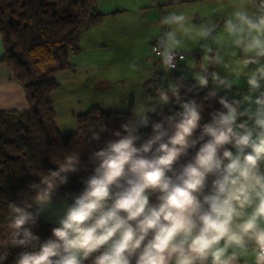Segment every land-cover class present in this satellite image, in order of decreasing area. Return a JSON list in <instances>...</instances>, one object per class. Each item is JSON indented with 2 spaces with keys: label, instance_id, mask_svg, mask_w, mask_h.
I'll use <instances>...</instances> for the list:
<instances>
[{
  "label": "clouds",
  "instance_id": "clouds-1",
  "mask_svg": "<svg viewBox=\"0 0 264 264\" xmlns=\"http://www.w3.org/2000/svg\"><path fill=\"white\" fill-rule=\"evenodd\" d=\"M231 9L222 22L199 27L170 12L153 52L167 74L195 41L204 55L189 63L196 84L188 92L207 88L203 99H215L242 78L247 91L239 99L220 96L222 108L201 124L203 104L182 101L181 82L157 88L154 103L138 102L115 139L91 153L93 171L62 205L50 238L41 241L32 229L80 170L77 151L39 175L29 185L32 195L8 202L0 264L10 247L31 249L14 264H264V0H232ZM170 102L181 111L151 122L147 113ZM149 124L141 142L139 129ZM98 127L93 141L107 130ZM190 150L194 155L179 164Z\"/></svg>",
  "mask_w": 264,
  "mask_h": 264
},
{
  "label": "trees",
  "instance_id": "trees-1",
  "mask_svg": "<svg viewBox=\"0 0 264 264\" xmlns=\"http://www.w3.org/2000/svg\"><path fill=\"white\" fill-rule=\"evenodd\" d=\"M102 20L103 14L97 10L96 0H0L3 49L0 63L23 87L26 101L25 109L0 110V224L5 222L8 202L19 204L32 195L29 185L38 182L39 175L56 169L57 162L64 155L77 151L81 160L80 170L69 174L68 183L59 187L54 198L55 201L66 197L71 203V195L83 189L82 180L93 171L94 165L89 159L91 153L115 139L112 133L122 131L121 125L133 116L130 95L125 111L113 112L93 106L77 115L74 133L62 134L55 124L51 95L60 88L56 75L71 70L69 57L79 52L81 36L100 25ZM178 81L183 85L180 89L182 101L196 99L203 104L201 124L210 121V113L222 108L218 102L220 96L239 99L219 92L217 98L205 101L203 97L209 89L197 92L194 88L188 92L187 89L196 82L177 74L171 83ZM152 82L150 79L144 83L145 98L156 96ZM167 82L164 83L166 89L169 86L165 85ZM177 111H181L179 105L170 102L161 110L147 115L151 122H160L161 112L168 116ZM101 123L107 130L100 133L99 141L91 140L93 131H99ZM93 125L96 127L90 131ZM151 131V124L139 129L141 142ZM194 151L190 150L189 156L194 155ZM56 226L39 217L32 230L44 241L51 237V229ZM28 250L31 249L10 247L8 259L3 264H14L17 255Z\"/></svg>",
  "mask_w": 264,
  "mask_h": 264
},
{
  "label": "rangeland",
  "instance_id": "rangeland-1",
  "mask_svg": "<svg viewBox=\"0 0 264 264\" xmlns=\"http://www.w3.org/2000/svg\"><path fill=\"white\" fill-rule=\"evenodd\" d=\"M204 2L200 3L202 8L199 10L196 7L197 12L203 15V19L196 21H194L193 10L185 12L180 5L162 8V18L159 17L156 9L146 11L144 14L138 13L127 23L126 31L130 32L127 34L129 37L126 38L127 43H124L123 49L119 48L117 50V59L113 60L110 58L114 56L110 53L107 56L104 54L102 60L95 61L93 58H99V55L92 56L89 54L81 59V67L72 69L75 66L72 65V71L58 75L60 80H58L56 75L60 88L51 95V99L55 113V124L58 130L62 134L74 133L76 131V116L93 106L113 112L125 111L130 95L133 103L132 112L138 102L146 106L154 103V100L150 99L153 97H144V83L149 81L153 74L156 76L155 78L153 75V82L156 81L157 83L164 80L162 76H159L160 79L157 78L156 63L158 64V70H160V63L150 51L153 40L159 38L166 30V26H162L160 21L170 12H183L189 17L191 24L199 27L201 22L208 19L222 22L225 14L232 10V0ZM195 6L196 4L192 8L194 9ZM195 44V41L188 42V51L181 52L185 59L178 61L174 77L165 85L171 84L172 79L174 80L179 73L187 79L195 81V70L190 67L189 63L195 62L197 64L199 58L200 61H198L200 63L204 55L199 45ZM192 50L200 51L199 53L195 52V55L199 56L198 58L191 53ZM99 79H106L109 82L104 88H101L99 87ZM241 81L244 82L245 80L242 78ZM153 82L152 86L156 90L158 87L154 86ZM162 87L164 88L163 84ZM221 93L230 94L224 90ZM233 96L238 97L237 93L233 94ZM162 108L158 107L157 111ZM40 217L43 218V214Z\"/></svg>",
  "mask_w": 264,
  "mask_h": 264
},
{
  "label": "crops",
  "instance_id": "crops-1",
  "mask_svg": "<svg viewBox=\"0 0 264 264\" xmlns=\"http://www.w3.org/2000/svg\"><path fill=\"white\" fill-rule=\"evenodd\" d=\"M96 2L98 12L103 14V20L100 25L90 28L81 36V39L78 43L79 52L76 54H71L69 57L70 63L75 65L72 69L81 67V59L89 54L92 56L99 55V58H93L95 61L102 60L104 54L107 56L110 53L111 55H114L110 58L113 60L117 59V50L119 48H121V50L123 49L124 43H127L126 38L129 37L127 34L130 32L126 31L127 23L133 18L134 15L138 13L144 14L146 11H152L153 9H156L158 11L159 17L162 18V10L165 7L180 5V7H183L185 12H190L193 10L194 21H196L203 19V15L197 12L196 7H198L199 10L202 8V4L200 3H205L202 0H96ZM194 4H196V6L193 9L192 6ZM196 51L197 50H192L191 53L195 55L196 53L200 52ZM2 52L3 49L0 40V56L2 55ZM195 56L196 58L199 57L198 55ZM198 60L200 61V58ZM157 70L158 64L156 63V71ZM216 70L219 71L221 75L225 74L222 69ZM67 72H70V70ZM177 72L179 73V71ZM58 75V80H60ZM153 75L151 76V79ZM99 80V87L101 88H104L107 82H109L106 79ZM246 91V81H241L240 85H235L232 91L227 93H230L231 95L237 93L238 98H240V94H243ZM219 92H223V90ZM25 108L26 101L23 87L14 80L12 72L7 67H5V65L0 63V110L10 111L22 110ZM190 157L191 156L182 157L179 164L187 163ZM179 164L177 167H179ZM150 199L152 202H155V197H151ZM64 203H68L66 197L53 201L52 211L44 212L43 218H41L47 222L57 224L56 221L51 220L57 219V216L62 211V205Z\"/></svg>",
  "mask_w": 264,
  "mask_h": 264
},
{
  "label": "built area",
  "instance_id": "built-area-1",
  "mask_svg": "<svg viewBox=\"0 0 264 264\" xmlns=\"http://www.w3.org/2000/svg\"><path fill=\"white\" fill-rule=\"evenodd\" d=\"M156 41H157V39H156L155 41H153V43H152V45H151V50H150V51H152V53H153L154 55H155V53L153 52V48H154V46H155V44H156ZM181 55H183V54L181 53ZM156 58L158 59V57H156ZM158 60H159V59H158ZM178 61H180L179 57H177V64H178ZM176 68H177V66H176ZM176 68L170 70V72H168V73L166 74V73H164V71H163L162 68L160 67V70H158V72H157V74H158L157 78L160 79L159 76H162V77L164 78V80H162V81H160V82H157V83H156V81L153 82V83H154V86H156V87L159 88V87H162V84L164 85L165 82L170 81L171 78L174 77V71L176 70ZM154 77L156 78L155 75H154ZM154 77H153V79H154ZM172 80H173V79H172Z\"/></svg>",
  "mask_w": 264,
  "mask_h": 264
},
{
  "label": "bare ground",
  "instance_id": "bare-ground-1",
  "mask_svg": "<svg viewBox=\"0 0 264 264\" xmlns=\"http://www.w3.org/2000/svg\"><path fill=\"white\" fill-rule=\"evenodd\" d=\"M156 39H158V38H156ZM156 39H155V40H156ZM155 40H153V41H155ZM152 43H153V42H152ZM151 45H152V44H151ZM150 49H151V46H150ZM157 72H158V70H157Z\"/></svg>",
  "mask_w": 264,
  "mask_h": 264
}]
</instances>
